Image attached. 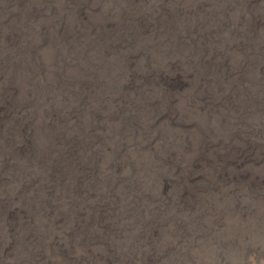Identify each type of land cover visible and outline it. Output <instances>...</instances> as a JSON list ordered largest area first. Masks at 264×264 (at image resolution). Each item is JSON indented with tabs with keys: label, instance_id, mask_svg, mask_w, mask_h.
<instances>
[{
	"label": "rangeland",
	"instance_id": "1",
	"mask_svg": "<svg viewBox=\"0 0 264 264\" xmlns=\"http://www.w3.org/2000/svg\"><path fill=\"white\" fill-rule=\"evenodd\" d=\"M0 264H264V0H0Z\"/></svg>",
	"mask_w": 264,
	"mask_h": 264
}]
</instances>
